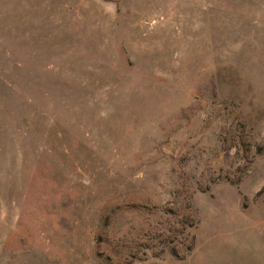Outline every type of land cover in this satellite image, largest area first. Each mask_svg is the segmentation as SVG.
<instances>
[{
  "label": "rangeland",
  "instance_id": "obj_1",
  "mask_svg": "<svg viewBox=\"0 0 264 264\" xmlns=\"http://www.w3.org/2000/svg\"><path fill=\"white\" fill-rule=\"evenodd\" d=\"M0 264H264V0H0Z\"/></svg>",
  "mask_w": 264,
  "mask_h": 264
}]
</instances>
